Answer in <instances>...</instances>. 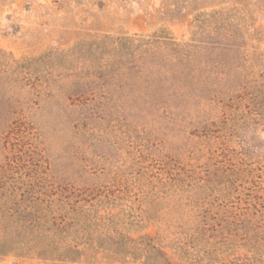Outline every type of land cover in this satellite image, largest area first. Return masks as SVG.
Listing matches in <instances>:
<instances>
[{
	"label": "trees",
	"instance_id": "1",
	"mask_svg": "<svg viewBox=\"0 0 264 264\" xmlns=\"http://www.w3.org/2000/svg\"><path fill=\"white\" fill-rule=\"evenodd\" d=\"M242 22L239 10L227 8L198 15L186 41L163 31L117 33L31 58L0 50V257L39 245L55 258L74 260L84 240L143 264H173L158 240L122 233L120 214L107 211L116 202L108 185L33 180L17 148L31 136L70 132L106 145L105 157L121 149L128 155L135 142L129 122H166L210 138L214 112L222 116L217 140L264 127V95L256 89L263 53L250 44ZM8 143L17 149L12 156L4 154ZM84 145L73 153L92 173L97 169L78 151ZM260 217L249 219L242 243L250 256L242 264H264Z\"/></svg>",
	"mask_w": 264,
	"mask_h": 264
},
{
	"label": "rangeland",
	"instance_id": "2",
	"mask_svg": "<svg viewBox=\"0 0 264 264\" xmlns=\"http://www.w3.org/2000/svg\"><path fill=\"white\" fill-rule=\"evenodd\" d=\"M227 8L243 15L249 42L264 59V0H0V50L31 58L117 33L163 31L186 41L198 15ZM258 69L264 71V61ZM258 87L263 96L264 77ZM221 118L215 112L209 117L216 121L210 138L166 122H129L133 148L128 155L112 150L108 158L107 146L86 136H31L17 148L19 162L33 180L108 185L116 202L107 211L120 214L122 233L158 240L173 264H242L250 256L242 243L249 219L264 220V127L254 124L217 140L223 138ZM81 142L78 151L97 171L86 172L73 153ZM17 149L8 143L4 154ZM77 244L74 260L55 258L36 245L17 248L0 257V264H143L93 242Z\"/></svg>",
	"mask_w": 264,
	"mask_h": 264
}]
</instances>
